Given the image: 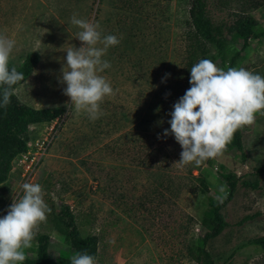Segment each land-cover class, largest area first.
Returning <instances> with one entry per match:
<instances>
[{
  "label": "rangeland",
  "instance_id": "374dc122",
  "mask_svg": "<svg viewBox=\"0 0 264 264\" xmlns=\"http://www.w3.org/2000/svg\"><path fill=\"white\" fill-rule=\"evenodd\" d=\"M189 9L190 0H0V35L15 41L9 64L39 56L17 98L36 110L64 109L59 119L30 127L26 152L0 182V218L22 198L23 183H38L45 192L51 211L25 250L29 259L39 235L49 238L52 261L75 253L60 220L66 206L82 237L97 236V264H198L194 243L207 198L223 200L232 174L238 184L222 211L228 227L207 250L214 264H264V250L246 244L264 237V172L257 174L264 166V116L245 127L244 159L229 148L221 158L181 165L182 149L170 133L173 105L203 57ZM206 11L215 25L230 26L240 11L253 28L264 29V0H208ZM74 14L120 40L102 58L111 67L100 73L115 96L105 98L94 121L64 94L66 52L82 46ZM223 37L224 57L203 41L217 67L228 70L236 51L238 69L264 76V36L244 40L224 28Z\"/></svg>",
  "mask_w": 264,
  "mask_h": 264
},
{
  "label": "clouds",
  "instance_id": "9594fccd",
  "mask_svg": "<svg viewBox=\"0 0 264 264\" xmlns=\"http://www.w3.org/2000/svg\"><path fill=\"white\" fill-rule=\"evenodd\" d=\"M71 23L81 29L77 39L80 48L69 47L62 81L64 94L78 111L91 120L99 118L106 97L115 96L110 82L100 73L111 67L102 59L109 47L120 40L102 35L100 25L74 14ZM15 41L0 35V107L10 103L13 86L24 79L16 67H9ZM190 88L173 105L170 133L180 145L181 165H200L208 159L221 158L237 131L255 124L264 116V76L244 68L223 70L209 59H201L190 70ZM163 135H169L165 130ZM23 196L13 202L7 215L0 218V264H23L26 251L41 224L47 222L50 208L45 192L38 183H23ZM226 185L222 190L226 189ZM70 264H97L87 252H75Z\"/></svg>",
  "mask_w": 264,
  "mask_h": 264
},
{
  "label": "trees",
  "instance_id": "16d2710c",
  "mask_svg": "<svg viewBox=\"0 0 264 264\" xmlns=\"http://www.w3.org/2000/svg\"><path fill=\"white\" fill-rule=\"evenodd\" d=\"M207 1L208 0H190L189 9V18L191 20L189 25L194 29V35L200 43L201 55L203 56L202 59L211 60L207 56L209 51L205 48L203 41L208 42L214 50H217L220 57L225 56L227 53L225 48L227 42L223 37L224 28L227 29L228 33L234 34L236 37L243 38L244 40L249 38L259 39L264 36V29L262 27L253 28L254 24H252L247 17H244L245 15L240 11L235 13L236 18L230 26L227 27L222 24L215 25L211 17L207 14ZM240 59L239 52L234 51V53L229 56L228 68H237ZM194 60L195 59H192L191 62H194ZM38 61L39 56L37 54L29 53L26 55L23 62L16 67L18 72L24 74V79L17 85L13 86L8 106L6 108L0 107V182H2L12 170L13 161L19 155L26 152V141L30 127L44 123H51L59 119L64 113L63 108L36 110L21 103L17 98L15 90L29 80ZM9 67L11 68L13 66L9 64ZM0 100H2V95H0ZM244 130L245 128L237 131L232 143L227 147V149H236L240 155H242L243 159L245 157L244 153H242V137ZM263 172L264 166L257 169V174H262ZM225 183L227 185V195L223 200H217L211 195L207 198L206 211L199 222L201 231L197 241L194 243V257L198 264H214L213 259L207 250V243L220 236L228 227V222L222 211L233 198L238 180L234 175L229 174L226 177ZM200 184L202 190L208 193L209 188L204 181H200ZM243 185L250 186L252 189L257 187L256 184L243 183ZM60 220L66 232L65 237L68 239L74 252H87L96 260L98 256L97 236L92 235L82 237L76 226L75 216L66 206L61 207ZM37 242L35 259L31 260L27 257L23 264H70V256L68 255L60 257L55 261H52L49 258V238L47 236L39 235ZM246 244L264 250V237L253 239Z\"/></svg>",
  "mask_w": 264,
  "mask_h": 264
}]
</instances>
